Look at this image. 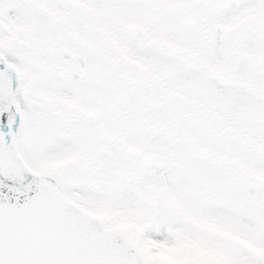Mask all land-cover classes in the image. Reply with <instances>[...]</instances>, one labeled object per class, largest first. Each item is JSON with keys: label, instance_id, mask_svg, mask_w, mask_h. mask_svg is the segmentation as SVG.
<instances>
[{"label": "snow or ice", "instance_id": "1", "mask_svg": "<svg viewBox=\"0 0 264 264\" xmlns=\"http://www.w3.org/2000/svg\"><path fill=\"white\" fill-rule=\"evenodd\" d=\"M0 264H264V0H0Z\"/></svg>", "mask_w": 264, "mask_h": 264}]
</instances>
